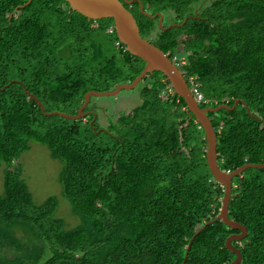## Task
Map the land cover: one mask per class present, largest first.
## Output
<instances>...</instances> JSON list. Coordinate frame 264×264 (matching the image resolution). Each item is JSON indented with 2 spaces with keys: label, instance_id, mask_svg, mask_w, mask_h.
<instances>
[{
  "label": "trees",
  "instance_id": "trees-1",
  "mask_svg": "<svg viewBox=\"0 0 264 264\" xmlns=\"http://www.w3.org/2000/svg\"><path fill=\"white\" fill-rule=\"evenodd\" d=\"M26 1L0 0V264H183L224 196L201 123L161 71L140 81L142 102L108 129L92 122L94 113L45 114L26 87L47 111L76 114L89 90L131 81L146 62L119 39L114 18L90 19L67 0H32L15 11ZM142 1L172 16L164 26L189 17L164 29L134 0L142 35L197 76L201 106L241 98L234 109L209 112L222 168L264 162V0ZM33 141L64 162L62 195L78 224L58 214V196L37 202L22 177L20 158ZM229 215L248 228L233 241L239 264H264V167L233 179ZM240 232L223 220L208 224L185 264L231 262L237 254L226 239Z\"/></svg>",
  "mask_w": 264,
  "mask_h": 264
},
{
  "label": "water",
  "instance_id": "water-1",
  "mask_svg": "<svg viewBox=\"0 0 264 264\" xmlns=\"http://www.w3.org/2000/svg\"><path fill=\"white\" fill-rule=\"evenodd\" d=\"M32 0H27L25 3L18 5L15 11L19 7H24L29 4ZM71 5L72 9L77 10L83 15L87 16L90 19H101L106 17H112L115 21V28L118 33L119 39L126 44V48L135 55L140 56L145 60L146 64L143 70L131 81L119 83L115 88L109 90H89L85 94V99L82 105L79 107L76 114L65 112L62 110H53L47 111L43 101L33 92L29 91L26 87V91L33 97L41 106L42 110L47 115L59 114L69 118H82L88 115L89 113H94V122L97 119V114L93 110H86L93 96H110L117 95L123 89H132L136 87L140 81L148 74L154 73L155 71L163 72L171 82V86L174 89V92L179 94L184 98L187 103L188 109L192 116H195L196 119L201 123L205 136L207 139V162L208 166L215 176V178L224 186V196L222 200L221 210L218 215L208 220L201 228H199L194 236L192 237L187 252L185 255L184 263L186 262L189 256V250L192 244V241L195 237L210 223H213L217 220H223L226 224L231 227H236L241 230L240 233H233L226 239V245L233 251L236 252L237 256L234 260L227 264H239L243 260V253L241 248L234 245L233 241L236 239L244 238L248 233L247 226L236 220L229 215V205L232 197L233 189V179L241 174L245 169L249 167H264V162H246L235 169H224L219 163L218 160V134L216 127L213 123L209 112L218 111L222 108L234 109L241 98H236L233 105L228 103H221L216 106H201L200 102L197 100L191 85L185 75L183 69L180 65L169 56L168 52H165L161 47H159L155 42H153L149 37L143 36L141 33V28L135 14L130 10L126 5L127 3H132L134 0H67ZM140 1V9L147 15L152 17L159 16V25L164 29H167L173 25H182L184 24L189 17H186L182 23L174 22L167 26H164V14L162 12H157L152 14L151 12L144 9V3ZM248 110L251 114L253 112L248 107Z\"/></svg>",
  "mask_w": 264,
  "mask_h": 264
},
{
  "label": "rangeland",
  "instance_id": "rangeland-1",
  "mask_svg": "<svg viewBox=\"0 0 264 264\" xmlns=\"http://www.w3.org/2000/svg\"><path fill=\"white\" fill-rule=\"evenodd\" d=\"M171 15L164 16V22L170 21ZM176 60V57H174ZM184 61H181L183 64ZM141 84H138L132 89H123L117 95L110 96H93L90 110L100 114L98 122L100 129H108L111 122H116L118 116L122 112L132 111L139 105V100L142 96ZM141 96V98H139ZM97 107L94 109L95 102ZM98 112V113H97ZM22 166V177L27 182L34 199L41 203L51 195H56L59 198L58 214L63 217L68 225L73 226L79 223L80 218L76 215L71 206V202L67 197L62 195V184L59 176L64 167V162L61 159L51 156L48 145L40 142H31L28 149L20 158ZM4 164L0 167V192L5 190V167ZM19 234L22 231H18Z\"/></svg>",
  "mask_w": 264,
  "mask_h": 264
},
{
  "label": "built area",
  "instance_id": "built-area-1",
  "mask_svg": "<svg viewBox=\"0 0 264 264\" xmlns=\"http://www.w3.org/2000/svg\"><path fill=\"white\" fill-rule=\"evenodd\" d=\"M174 60H175V58H174ZM187 79H188V81H189V83L191 85V88H192V90H193V92H194L197 100L199 102H201V101H207L205 99V97H204L203 92L200 89V84L197 81V76L196 75H190V76L187 77ZM168 90L169 91H172L173 90V87L172 86H168Z\"/></svg>",
  "mask_w": 264,
  "mask_h": 264
},
{
  "label": "flooded vegetation",
  "instance_id": "flooded-vegetation-1",
  "mask_svg": "<svg viewBox=\"0 0 264 264\" xmlns=\"http://www.w3.org/2000/svg\"><path fill=\"white\" fill-rule=\"evenodd\" d=\"M133 4H134V1H133L132 3H129V5H127V4H126V5H127V6L130 8V10H132V12L135 14V12H134V10H133V9H134V5H133ZM135 16H136V15H135ZM164 16H165V14H164ZM177 63H179V62H177Z\"/></svg>",
  "mask_w": 264,
  "mask_h": 264
},
{
  "label": "crops",
  "instance_id": "crops-1",
  "mask_svg": "<svg viewBox=\"0 0 264 264\" xmlns=\"http://www.w3.org/2000/svg\"><path fill=\"white\" fill-rule=\"evenodd\" d=\"M140 95H141V94H140ZM139 98H141V96H140ZM138 100H139V104H140V103H141V99H138ZM95 108H98L96 102H95V105H94V109H95ZM97 113H98V112H97ZM99 115H100V114L97 115V118L100 117Z\"/></svg>",
  "mask_w": 264,
  "mask_h": 264
},
{
  "label": "clouds",
  "instance_id": "clouds-1",
  "mask_svg": "<svg viewBox=\"0 0 264 264\" xmlns=\"http://www.w3.org/2000/svg\"><path fill=\"white\" fill-rule=\"evenodd\" d=\"M174 59V58H173Z\"/></svg>",
  "mask_w": 264,
  "mask_h": 264
}]
</instances>
